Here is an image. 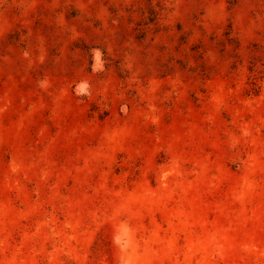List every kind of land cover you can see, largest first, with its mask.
Here are the masks:
<instances>
[{"label":"rangeland","instance_id":"1","mask_svg":"<svg viewBox=\"0 0 264 264\" xmlns=\"http://www.w3.org/2000/svg\"><path fill=\"white\" fill-rule=\"evenodd\" d=\"M0 264H264V0H0Z\"/></svg>","mask_w":264,"mask_h":264}]
</instances>
